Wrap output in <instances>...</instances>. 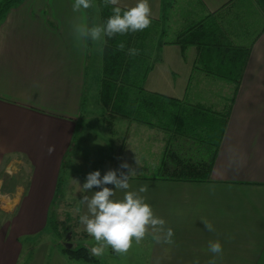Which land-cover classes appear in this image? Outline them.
I'll list each match as a JSON object with an SVG mask.
<instances>
[{"label":"crops","instance_id":"0c3cea01","mask_svg":"<svg viewBox=\"0 0 264 264\" xmlns=\"http://www.w3.org/2000/svg\"><path fill=\"white\" fill-rule=\"evenodd\" d=\"M148 2L152 14L161 18L152 16L143 43L144 88L181 99L189 107L200 104L214 112H229L218 146L206 148L200 157L193 155L191 137L160 126L156 117L149 116L153 122L149 124L109 113L110 143L117 160L108 170H120L124 161L137 167L136 156L142 167L130 178L129 190L146 185L148 190L141 195L174 232L171 245L147 235L140 243L147 248L142 264H209L213 259L216 264H264V6L260 0ZM73 3L22 0L0 17V165L7 156H12L7 168L26 162L28 184L18 186V216L24 230L46 225L57 178L82 117L90 41L87 48L78 43L74 25L91 27L92 10L74 12ZM183 33L192 42L182 48L174 41ZM179 52L192 59L186 86L178 90L170 77H163L167 87H157L156 80L162 78H157L153 60L161 56L170 63L169 58ZM50 146L55 149L51 154ZM177 156L213 159L208 180L159 178L166 175V166L175 165ZM74 180L82 187L86 176L70 171L68 178L63 177L62 194L69 210L79 207L74 232L77 229L80 239H86L91 236L79 223V216L87 214L80 202L85 193L78 191ZM99 190L93 187L86 194ZM123 195L116 190V198ZM202 220L214 231H208ZM217 240L223 248L218 256L209 251V242ZM20 250L11 263L12 251L3 253L0 235V264H16Z\"/></svg>","mask_w":264,"mask_h":264},{"label":"rangeland","instance_id":"374dc122","mask_svg":"<svg viewBox=\"0 0 264 264\" xmlns=\"http://www.w3.org/2000/svg\"><path fill=\"white\" fill-rule=\"evenodd\" d=\"M3 1L0 0V6ZM95 2L96 0H92L94 5L91 7L92 25L102 24L99 9ZM136 3L137 1L135 0H121L120 4L134 6ZM152 16L160 17L158 14H152ZM100 49L101 44H93L90 41L84 92L85 106L82 111V117L77 123L72 149L63 164L62 177L64 178H68V173L72 170L83 174V176H87L85 174L97 170L102 174L113 166L117 160V152L110 143L112 138L111 116H109V112L98 100L99 78L102 67V52ZM190 57L187 56L184 59L179 52L178 57L176 55V57L169 58L170 63H164L161 56L154 59L153 66L156 68L157 78H162L157 79L155 85L161 89L167 87L163 77H170L171 86H176V89L183 90L190 73V62H192ZM172 70L176 74H172ZM186 98L192 101V97L187 96ZM201 98L206 100L207 97H200L199 99ZM202 131L205 132L204 129L197 130L191 137L190 146L193 155L196 157H200L204 154L203 150L208 147L211 148L215 143V139L209 138ZM11 158L12 156L3 158L0 165V178L2 180V186L0 187V235L3 234V253L8 249L12 251L11 255H9L12 263L17 250L21 249L20 252L18 251L19 256H17L16 264H90L83 260L70 258L62 252V247L69 243L75 247L86 244V242L89 246L95 244L93 237L80 239L81 233L77 229V232H74L76 228L74 224L75 212L68 209L69 204L66 203L67 201L64 198L59 200L54 207L55 216L60 222L65 220L72 228L74 235L60 239L46 226L39 230H24L21 228V217L18 216L20 201L18 186L27 187L28 168L23 160L20 165H11L7 168V164L12 161ZM169 159L172 160V157L170 156ZM151 176L156 175L153 174ZM74 205L75 207L78 206L77 203H74ZM67 212L70 214L68 219H66L68 217L66 215ZM110 250V247H108L102 256L96 257L98 263L142 264V254L143 252L145 254L147 248L144 244H133L128 253L123 255Z\"/></svg>","mask_w":264,"mask_h":264},{"label":"trees","instance_id":"16d2710c","mask_svg":"<svg viewBox=\"0 0 264 264\" xmlns=\"http://www.w3.org/2000/svg\"><path fill=\"white\" fill-rule=\"evenodd\" d=\"M21 1L4 0L0 6V17L4 15L7 9ZM260 2L264 6V0H260ZM96 4L99 8L101 22L104 24L113 14V6H105L103 0H96ZM121 8L126 10V8ZM148 34L149 27L143 31L129 32L126 35L118 34L112 38L105 37L106 43L102 45V67L98 90L99 102L111 114L131 117L149 124H153L149 116L156 117L162 122L160 126L174 130L180 135L192 137L197 130L204 129L205 132H202L206 133L209 138L215 139L214 144L217 147L226 126V117L229 110L214 112L200 104L189 107L191 105L181 99L150 92L144 88L142 82L146 60L143 43ZM120 42L125 44L123 51L117 48ZM174 42H181L183 48L185 44L192 41L188 40V37L186 38L185 33H183ZM129 48L138 49L139 54L136 56L128 55ZM231 60H234V57ZM212 164L213 159L209 161H192L177 156L175 165L173 167L166 166V175L159 178L177 181H206L209 178ZM62 184L63 177L61 172L57 178L45 226L60 239H65L70 235H74L72 228L65 220L62 222L58 221L54 211L57 202L63 198ZM68 218L66 217V219ZM62 252L70 258L83 260L90 264H107L98 263L97 258L90 254L88 247L84 244L78 247L71 246L70 248L65 244L62 247Z\"/></svg>","mask_w":264,"mask_h":264},{"label":"clouds","instance_id":"9594fccd","mask_svg":"<svg viewBox=\"0 0 264 264\" xmlns=\"http://www.w3.org/2000/svg\"><path fill=\"white\" fill-rule=\"evenodd\" d=\"M105 6L112 7V15L104 24H93L91 27L87 23H77L74 25L75 38L78 43L82 42L87 48L88 42L93 44L106 43L105 37L112 38L116 35H126L129 32L143 31L150 27L152 22V12L148 0H137L134 6L122 10L119 6L121 0H103ZM92 0H74L73 11L79 12L81 9L93 7ZM117 48L124 50L125 44L120 42ZM103 51V48L100 49ZM139 50L129 48L128 55L136 56ZM54 146L48 148L49 154L54 151ZM133 167L127 161L120 164L119 169L108 170L103 177L99 170L87 174L86 182L81 187L78 181V191L85 193L80 202L86 205L87 214L79 216V223L84 225L87 234L94 238L95 244L86 247L92 256L100 257L110 247L117 254H127L133 242L140 244L147 235H152L157 243L174 244V232L171 228H166V221L154 214L153 208L146 202L142 193L147 192V186H141L138 191L129 190V180L131 177L140 174L138 168L142 167L140 161L135 156ZM126 170V171H124ZM114 185L109 188L106 185ZM93 187L101 190L92 192ZM116 190H122V198H116ZM80 212L79 207L75 209ZM208 231H214L213 225L206 220H202ZM209 251L214 255H221L223 248L217 240L209 242ZM196 264H199L197 261ZM209 264H216L215 259Z\"/></svg>","mask_w":264,"mask_h":264},{"label":"water","instance_id":"95a60500","mask_svg":"<svg viewBox=\"0 0 264 264\" xmlns=\"http://www.w3.org/2000/svg\"><path fill=\"white\" fill-rule=\"evenodd\" d=\"M66 246H67V247H69V248L71 247V245H70V244H66Z\"/></svg>","mask_w":264,"mask_h":264}]
</instances>
